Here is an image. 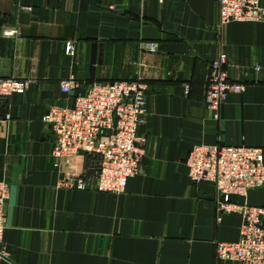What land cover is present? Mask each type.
Returning <instances> with one entry per match:
<instances>
[{
    "label": "crops",
    "instance_id": "crops-1",
    "mask_svg": "<svg viewBox=\"0 0 264 264\" xmlns=\"http://www.w3.org/2000/svg\"><path fill=\"white\" fill-rule=\"evenodd\" d=\"M222 53L231 80L247 87L230 93L216 120L204 98ZM0 75L34 79L0 106L11 254L0 264H241L217 259L216 244L239 239L242 217L218 219L216 187L194 183L186 160L197 144L264 148V22L222 26L218 0H0ZM69 77L81 86L65 93ZM138 77L148 85L142 172L121 194L58 188L49 109L73 106L95 82ZM64 164L98 167L84 155ZM247 201L264 206V187Z\"/></svg>",
    "mask_w": 264,
    "mask_h": 264
},
{
    "label": "built area",
    "instance_id": "built-area-1",
    "mask_svg": "<svg viewBox=\"0 0 264 264\" xmlns=\"http://www.w3.org/2000/svg\"><path fill=\"white\" fill-rule=\"evenodd\" d=\"M218 1L222 26L231 22H264L261 0ZM15 32L9 30L6 33L13 35ZM146 49L155 53L158 44L149 42ZM75 50V42L67 41L66 53L72 56ZM227 63L228 54L222 53L211 63L206 81L204 101L216 120L220 119L221 108L230 93H242L247 87L246 83L231 80ZM256 69L260 67L256 66ZM33 81L31 78L0 75V106L15 94L26 93ZM60 84L65 93L81 86L75 77L64 79ZM147 113L148 85L141 77L98 81L85 93L77 94L73 106H52L45 115V122L56 136L52 152L58 172L56 186L115 194L125 192L129 179L143 170L147 138L140 134V127ZM81 155L98 161L94 173L87 174L64 164L65 160L71 161ZM186 164L194 183L209 182L216 187L219 220L232 213L242 217L239 239L217 242V259L264 264V206L247 201L252 189L264 187V148L248 144H197L190 151ZM234 197L245 200H235ZM8 198L9 184L0 180V258L7 260L11 258L4 241Z\"/></svg>",
    "mask_w": 264,
    "mask_h": 264
}]
</instances>
